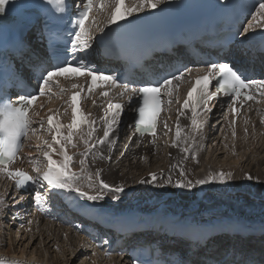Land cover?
<instances>
[{"label":"snow or ice","instance_id":"6c2138e0","mask_svg":"<svg viewBox=\"0 0 264 264\" xmlns=\"http://www.w3.org/2000/svg\"><path fill=\"white\" fill-rule=\"evenodd\" d=\"M170 2L171 0H136V4L133 7H127L126 0H82V7H78L74 18L70 20L73 28L65 38L62 35L65 29L59 23L63 19V16H57L55 13H67L70 10L71 5L68 4L67 0H32L31 7L37 10V14L24 25V28L21 30L23 34L17 32L15 35L9 37L8 41H5L3 35L0 34V174L15 182L14 187L17 192L26 188L29 183L33 185L46 184L49 201L60 195H64L65 199H67L68 196H72L73 194L81 199H86L92 205L103 201L109 193L114 195V199H120V195L125 191L124 187H116L106 183L101 179V171L99 169L95 173V180H93L91 175L88 177V187L95 189L96 194L94 195L88 194L83 190L84 185L80 183V177L71 171L74 158L68 155V147H77L74 143V136L77 135L78 130L89 124H95V121H89L88 117L78 107L81 98L80 93H76L70 98L72 103V120L66 126V134L63 131L65 126L59 122H54L52 115L47 117V128L45 129V121L34 120L32 117L36 113L30 112V109L39 97L50 95L56 86V80L64 76L70 78L89 77V93L94 88L103 86L105 83L111 84L113 87H124L125 91H128L127 85L119 83L120 77L118 75L103 73L91 60H87V55L90 54L94 43V38L91 35V26L88 24L90 12L96 3L99 4L100 11H103L109 4L114 5V10L107 18L106 27L110 30L111 25L129 18L135 13L142 12L145 9L155 10L160 5ZM219 2L225 4L226 0H219ZM26 6L23 3L18 4L16 0H0V19H3L8 14L9 8L15 10L18 7ZM41 11L44 12L43 17L40 16ZM257 15L261 19H264V0H260L256 14L253 15L254 20ZM253 28L254 25L249 24L244 29V34H247ZM33 29L36 31L33 32ZM100 31L104 34L101 39L105 37L109 39L114 38L109 37L105 29L102 28ZM28 33H32L33 38L40 42L47 41L45 45L47 55L45 57L40 56L33 49L28 39ZM240 34L237 32L235 35ZM260 36L264 37V32H261ZM245 40L249 41L250 38L245 35ZM6 43L10 45V50H6ZM226 47H230L227 40L221 45V50L223 51ZM245 52L255 60L258 57L264 56V44L257 50L249 42ZM205 66L207 69L206 74L196 79L193 83L191 89L188 91L187 98L181 105L180 115H183L185 109L190 110L192 113V126L199 130L202 127V123L198 120V117L204 113L210 114V101L215 99L217 94H223L231 98L230 110L234 117L232 124L235 125V116L238 111L236 105L238 101L241 98L245 102L254 100L255 97L251 89L253 86H259L260 89H264V80L247 79L229 60L208 61ZM24 68L28 69V76L25 75ZM187 71H191V69H187ZM5 72L10 73L12 76V79L9 81L12 85L11 89H6L3 83ZM184 74V70L179 69L167 74L149 72L148 75L151 76L152 83L131 89L134 96H139V104L135 109L138 115L134 120V131L136 133L140 136L148 134L155 137L158 135V117L162 111V104L165 102L164 96L169 97L167 103L172 102L173 81H180ZM216 78H218L216 93L213 94L210 91V87L212 86V80ZM29 80H34L37 83L38 93L27 91L31 87ZM73 87H76V85H73ZM17 89L18 96L15 102H13L11 91ZM101 95L106 97L108 96V92H101ZM259 95L264 96V91H261ZM123 110L124 105L122 104H108L107 114L103 118V137L93 144L91 143V139L96 132V128L92 127L87 133L88 139L84 143L88 153H91V150L97 144L104 145L106 143L109 153H112L113 144L110 137L118 128ZM177 121H179V116L177 117ZM247 122L246 120L245 123ZM261 123L264 124V119L261 120ZM36 124L51 136V143L45 141L43 147L38 146L42 153V159L46 162V168L41 173L38 161L30 157L29 162L33 165V172L36 175L31 176L21 170H10L9 165L13 164L18 158V153L22 150L24 142L29 139L30 135L35 134L36 128L34 125ZM164 127L167 129L168 125L165 123ZM166 134L167 132H165ZM175 136L176 140L173 142V146H176L178 141L183 138L179 123H177ZM233 136L235 137V132H233ZM128 147L129 144H126L125 151ZM56 155L60 156L61 159H54ZM123 155L124 152H121V156ZM99 158L105 159L103 156ZM191 158L196 159V157ZM108 159L111 160V156ZM80 163L83 166L85 160L82 159ZM180 176H185L183 170L180 171ZM246 178L251 179L252 177L247 176ZM157 179V175L152 173L150 174V179L140 180L139 183H153ZM226 179H231V173L225 174L220 172L215 176H211L210 174V177L207 179L197 180L195 185L191 181H187L177 182L174 186L190 189L194 186H203L210 183H225ZM169 183H171L170 180ZM43 196V193L39 191L35 192L34 202L37 207H40L44 202ZM13 199L15 201V197ZM24 199V196L21 195L20 200ZM6 204L7 200L0 198V205ZM68 205L70 206L69 210L89 211L88 205H81L71 200L68 201ZM0 212H3V208H0ZM28 223L31 224L32 221L29 220ZM185 231H187V228H185ZM259 231L264 235V225H261ZM200 243L205 248L213 245L215 241L212 233H206L203 241L197 242V244ZM223 254L224 256L228 255L227 249L224 250ZM106 255L109 254L106 253ZM232 255L235 257L237 254L233 251ZM134 259L135 264H149L148 261ZM0 264H8V262L0 260ZM176 264H199V262L179 259ZM216 264H254V261L245 258L223 259L216 261Z\"/></svg>","mask_w":264,"mask_h":264},{"label":"bare ground","instance_id":"6f19581e","mask_svg":"<svg viewBox=\"0 0 264 264\" xmlns=\"http://www.w3.org/2000/svg\"><path fill=\"white\" fill-rule=\"evenodd\" d=\"M250 24H253L254 28L250 29L249 32L244 35H247L250 39L253 37L254 39H262L260 33L264 32V19H261V17L257 15L256 19H252ZM178 116L179 121H177ZM178 116L173 118L174 120L171 124L172 135L169 144L167 145V142L165 143L168 149V151L166 149V157L164 154L161 155L162 150L159 145L155 148L156 152L143 155L145 158V162L143 163H140V160L133 161L129 158L117 160L114 157H111V160L106 162L109 157V155H107L109 151H107L105 153L106 160L103 163L100 162V164H96L97 162L93 161L95 165L85 164L89 166V171H87L89 172L88 176L91 175L93 180H95V173L99 169L101 171L102 180L116 187L123 186L125 191L120 195V199H114V195L110 193V197L105 196L103 202H98L95 205L81 198H79V204L91 207L95 206L100 209V211L110 210L115 213L142 212L145 215L158 213L161 216L172 217L174 219L178 216L179 219L188 222L197 220L202 221V214L206 210L211 209L209 214L214 213L220 216V218L228 222L227 225L231 223H240L253 228L254 226L259 227L264 225V222L260 223L256 221L261 219V215L254 212L255 210H253L252 207L264 205V170L262 171L261 169L264 166V126L259 127V122H256V127L253 128L247 129L242 126L237 127L236 131L240 132L241 138L236 139L237 147H235V151L233 150V146L227 143L229 137H231V140H234L232 139L233 132L228 131L226 127L222 128L223 134L222 132L218 133L222 134L220 136H223L224 139L220 136L218 137L217 134L212 140L205 142L203 135L195 131L191 119H189L185 113H183V115L178 114ZM177 123H179L183 138L178 141L176 146H173V142L176 140L175 133L177 130ZM63 131L65 133L67 129H63ZM44 135H42L41 140L35 142L36 144H34L32 148L36 149L38 146H43L41 143L46 141ZM256 136L258 137L257 140ZM46 137L50 138L49 143H51V136L46 134ZM245 138H250V146L253 150L252 158L245 154L242 156V158H246V160L244 159L245 163L243 162V165L248 166L245 170H240L237 164L219 163L215 165L216 162L210 161L211 158L207 157L204 159L206 152L204 145L206 146L207 144L212 147V142H215L211 153H215L212 157L215 156L216 158L219 157V155H216L219 146H224L226 149L228 147L231 149L230 153H234V151L237 152V150L243 153L244 150H248L247 144L249 142L245 141ZM258 142H260V145L256 146ZM30 148L31 147L28 145L27 150L29 151ZM36 153H38L37 159H41V151H37ZM254 156H256V158H254ZM191 157H196V159H192ZM54 159L59 160L61 157L56 155ZM113 160H117L116 165L119 164L114 170L110 169V164ZM147 163H149L150 166ZM211 163L214 165H211ZM40 165L42 173L46 168V162L42 159ZM84 168L86 169L85 166ZM181 170L185 172V176L183 177L180 176ZM220 172L225 174L231 173V179H226L225 183H210L203 186H194L190 189L177 188L174 186L177 182L187 181H191L192 184L195 185L197 180L207 179L210 177V174L211 176H215ZM152 173H155L158 177L156 182L139 183L140 180L150 179V174ZM247 176H251L252 178L247 179ZM169 180L171 183H169ZM81 184L88 187L87 183ZM224 185L230 186V191L227 192L225 190L227 188H225ZM179 190L183 193H179ZM85 192H88V194L96 193L95 189L90 187H88ZM242 200L246 203L245 206L241 203ZM177 205L178 207H176V209L181 208L182 205L188 208L173 212ZM197 206L198 209L195 210ZM224 213L226 214L225 217L223 216ZM250 219H252V221L254 220V222ZM204 222L207 225H226L214 219ZM43 224L46 223L33 224L30 229L23 231L20 236L11 233L9 234L8 240L5 238L6 234L0 231V259H17L20 261L32 262L33 264H76L78 259L83 258L84 263L81 262V264H96L97 258H95V255L85 252L82 248V242L75 238L69 231L63 232L58 228L54 229L52 227L43 228ZM11 239L16 242L18 241L16 246H20V249L23 248L24 250L27 246L26 249L24 251L22 250L21 253H16L14 250V241ZM28 242V245H24ZM53 246L56 253L54 256H51L48 253L49 249L52 250ZM55 250L53 249V251ZM121 262L125 263V260ZM105 264L119 263L112 259Z\"/></svg>","mask_w":264,"mask_h":264},{"label":"rangeland","instance_id":"374dc122","mask_svg":"<svg viewBox=\"0 0 264 264\" xmlns=\"http://www.w3.org/2000/svg\"><path fill=\"white\" fill-rule=\"evenodd\" d=\"M258 125H260V123H258ZM261 127L262 126H264V125H260ZM224 127V126H223ZM223 127H220V133L222 132V128ZM237 132V134H236V139H240L241 137H240V132H238V131H236ZM45 134V135H44ZM44 136H45V139H47L48 137H46V134H48L47 132H45L44 131ZM222 134H223V132H222ZM222 134H218V137L220 136V135H222ZM224 136H225V134H224ZM222 139H224L223 138V136H220ZM234 137V136H233ZM246 137H247V135H246ZM232 139H234V138H232ZM236 139H235V141L234 140H231V137H229V140H228V144H230L231 146H233V150H235L236 148L235 147H237V144H236ZM258 139V137L256 136V140ZM170 141V140H169ZM169 141H168V143H167V145L169 144ZM245 141H247V142H249L248 144H247V146H248V150H244V152L243 153H241L240 151H238L237 150V152H235L234 151V153H230L231 152V149H229L228 147H227V149H226V147H224V146H219V148H218V151H217V153H216V155H219V157H216L215 158V156L214 157H212V155H215V153L214 154H212L211 152H212V147L214 146V144H215V142L213 141L212 143H213V146L212 147H210V145H208L209 147H210V150L208 151V149H206V147H205V145H204V147H205V150H206V152H205V156H204V159H206L207 157L208 158H211L210 159V161H213V162H216V164L215 165H217V164H219V163H230V164H237V167L240 169V170H245L246 168H248V166H245V165H243V162L245 163V161H244V159L246 160V158H242V156L245 154L246 156H248V157H250V158H252L253 157V150H252V148H251V141H250V138H245ZM34 144H36V143H34ZM210 144V143H209ZM220 144H221V142H220ZM236 144V145H235ZM41 145H43V143H41ZM166 145V144H165ZM223 145V144H222ZM260 145V142H258L257 144H256V146H259ZM34 146V145H33ZM221 147H222V149H221ZM33 149H35V148H33ZM165 149H167V147L165 148ZM167 151H168V149H167ZM167 151H165V153H164V155H165V157H166V152ZM106 153V152H105ZM161 153H162V151H161ZM230 154H234V155H230ZM162 155V154H161ZM252 156V157H251ZM254 158H256V156H254ZM228 159V160H227ZM239 159H240V162H239ZM37 161H38V163H39V167L41 166L40 165V161L42 160V157H41V159H36ZM149 166H150V164L149 163H147ZM247 164V163H246ZM152 165V164H151ZM211 165H214V164H212L211 163ZM85 167H86V169H85V171L87 172V171H89V166L87 165H84ZM116 166H119V164L118 165H116ZM40 169H41V167H40ZM262 169V171L264 170V166H263V168H261ZM89 172H87V174H88ZM83 185V184H82ZM264 185V184H263ZM225 186V188H227V189H225L227 192L228 191H230V186H228V185H224ZM88 187L87 186H84V191L87 189ZM179 193L181 192V190H179L178 191ZM88 193V192H87ZM181 193H183V192H181ZM94 194H96V193H94ZM93 194V195H94ZM222 194V193H221ZM151 195H152V193H151ZM222 195H224V194H222ZM109 197L111 196V195H108ZM107 196V197H108ZM237 197V196H236ZM113 198V197H112ZM111 199V198H110ZM258 200V199H257ZM104 201V200H103ZM103 201H100V202H103ZM210 202L208 201V204H209ZM241 203L243 204V206H245L246 205V203L242 200L241 201ZM245 203V204H244ZM182 204V203H181ZM210 205V204H209ZM256 205V204H255ZM176 207H178V205L177 206H175V210H173V212H177L178 210H185V208H188L187 206H183L182 205V207L181 208H179V209H176ZM253 207V210H255L254 212H257L259 215H264V205H256V206H252ZM259 209V210H258ZM250 210H252V209H250ZM252 210V211H253ZM209 211H211V209L210 210H206L203 214H202V218H201V220L202 221H210V220H217V221H220V222H222L224 225L225 224H227L228 222L226 221V220H224V219H222V218H220V216H217V215H215L214 213H210L209 214ZM206 215V216H205ZM240 215V214H239ZM205 216V217H204ZM208 216H210V217H208ZM212 216H214V217H212ZM208 217V218H207ZM216 217V218H215ZM218 218H220V219H218ZM260 218H261V216H260ZM209 219V220H208ZM262 219V218H261ZM260 219V220H261ZM251 221H252V219H250ZM256 220V219H255ZM256 221H259V220H256ZM252 222H254V220L252 221ZM42 227L43 228H50L49 227V225H46V224H43L42 225ZM0 231H1V229H0ZM25 233H27V232H25ZM27 235V234H26ZM9 234H8V236H7V234L5 235V238H6V240H8V238H9ZM20 236V235H19ZM11 240H13V239H11ZM14 241V250H15V252L16 253H21L22 252V250H23V248L22 249H20V246H16V244L18 243V241L16 242L15 240H13ZM29 244V242L28 243H25L24 245H28ZM24 245H23V247H24ZM50 246V245H49ZM27 247V246H26ZM26 247L24 248V250L26 249ZM53 249H54V246L52 247V250L51 249H49V253L48 254H50L51 256H54L55 255V253H56V250L55 251H53ZM23 250V251H24ZM53 251V252H52ZM81 262H83L84 263V260H83V258H81V259H78V261L76 262V264H81ZM96 264H100L99 262H98V260H96V262H95ZM75 264V263H74Z\"/></svg>","mask_w":264,"mask_h":264},{"label":"water","instance_id":"95a60500","mask_svg":"<svg viewBox=\"0 0 264 264\" xmlns=\"http://www.w3.org/2000/svg\"><path fill=\"white\" fill-rule=\"evenodd\" d=\"M263 217V216H262Z\"/></svg>","mask_w":264,"mask_h":264}]
</instances>
